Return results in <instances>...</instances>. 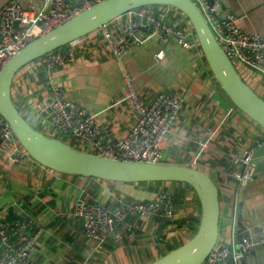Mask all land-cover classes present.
I'll return each mask as SVG.
<instances>
[{"label":"crops","instance_id":"1","mask_svg":"<svg viewBox=\"0 0 264 264\" xmlns=\"http://www.w3.org/2000/svg\"><path fill=\"white\" fill-rule=\"evenodd\" d=\"M7 1L0 0V7ZM17 1L27 8L31 3ZM48 2L37 0L44 9ZM148 6L153 15L162 13L156 18L187 25V17L174 7ZM218 12L221 19L225 13L232 14L235 24L247 33H264V0H218ZM131 20H139L134 9L77 39L72 61L48 68L37 58L22 66L12 80L13 101L32 125L49 134L41 128L49 119H43L36 105L50 97L53 86L61 87L66 99L87 107L105 133L120 138L137 118L124 84V72L133 76L139 95L145 99L159 91L181 94L183 104L163 140L161 161L186 163L212 177L222 213L228 207L233 211L231 242L237 250L236 258L242 255L240 240L246 236L258 240L264 224V172L253 170L244 183L235 176L242 170L240 156L246 145L264 130L228 99L200 47H183L173 36L163 39L159 31L140 27L134 33L136 43L117 59L106 33L117 31ZM157 52H162L161 58L155 56ZM239 66L246 82L264 98V75ZM16 150L25 151L15 136L0 143V221L29 216L40 225L30 249L40 264H55L61 259L73 264H143L180 245L197 229L200 206L195 191L186 182L110 181L63 173L41 164L27 152L13 161ZM164 189L173 197L174 218L130 215L117 224L99 251H93L81 218L67 214L81 192L89 199L116 207L119 199L151 200ZM218 241L224 243L223 228ZM244 256L243 264H264L263 245L255 244Z\"/></svg>","mask_w":264,"mask_h":264},{"label":"built area","instance_id":"2","mask_svg":"<svg viewBox=\"0 0 264 264\" xmlns=\"http://www.w3.org/2000/svg\"><path fill=\"white\" fill-rule=\"evenodd\" d=\"M99 0H79L74 4L70 0H53L50 15L37 0H30V6L23 7L17 0H8L0 7V69L5 62L22 46L35 37L63 23L81 10ZM210 27L234 64H242L264 75V33H247L234 22V16L225 13V18H218V0L209 3L198 1ZM139 20H131L115 32L106 33L112 54L120 59L136 43L135 31L142 27L159 31L163 39L175 37L183 47H200L192 26H181L156 18L148 5L135 8ZM76 40L58 47L42 56L41 62L52 68L75 59L74 43ZM161 58L162 52L155 54ZM124 84L129 101L137 113V118L128 132L113 138L105 133L96 118L83 104L66 99L61 87L53 86L50 97L41 100L36 109L48 112L49 123L61 133L82 139L93 148L92 152L126 161L160 162L163 140L178 118L183 104V96L178 93L159 91L150 99L141 97L135 86L133 76L124 72ZM15 136L8 121L0 112V143ZM25 151L16 150L11 157L18 161ZM242 170L235 176L239 183H244L252 174L255 160L246 150L240 156ZM157 199L120 200L119 205H110L95 199H89L81 192L68 216L81 218L85 235L93 242V251L102 250L118 223L130 215L146 216L162 214L174 218L175 205L171 193L164 189ZM40 225L29 216L0 221V264H40L30 254L33 235L40 231ZM30 232H32L30 234ZM264 247V224L258 240L250 236L239 242L242 254L252 251L255 244ZM229 249L217 241L201 264H230ZM55 264H73L61 259Z\"/></svg>","mask_w":264,"mask_h":264},{"label":"water","instance_id":"3","mask_svg":"<svg viewBox=\"0 0 264 264\" xmlns=\"http://www.w3.org/2000/svg\"><path fill=\"white\" fill-rule=\"evenodd\" d=\"M198 1L204 0H99L28 41L0 69V112L22 147L41 164L63 173L110 181H183L193 188L200 206L196 231L180 245L143 264H201L218 241L221 224L224 243L229 249L228 262L236 264L237 258L243 264L245 254L235 258L237 250L231 242L233 211L228 207V211L222 213L218 187L212 177L186 163L126 161L81 149L51 136L36 128L21 114L12 98V80L15 73L28 62L83 37L125 12L144 5H170L187 17L204 59L228 99L264 130V98L242 78L215 37ZM207 1L213 3V0ZM52 2L49 0L44 9L47 15H50ZM245 150L250 151L255 160L254 171L264 172V131L256 134Z\"/></svg>","mask_w":264,"mask_h":264},{"label":"rangeland","instance_id":"4","mask_svg":"<svg viewBox=\"0 0 264 264\" xmlns=\"http://www.w3.org/2000/svg\"><path fill=\"white\" fill-rule=\"evenodd\" d=\"M151 5H153L154 7H156V6H164L163 4H151ZM167 7H170V5H166ZM172 7V6H171ZM154 16H156V17H162L163 15H162V13L161 12H159V11H157L155 14H154ZM17 105L18 106H20V104H19V102L17 101ZM21 108V107H20ZM21 110L23 111V112H26V111H24L22 108H21ZM29 110V109H28ZM41 116L43 117V119L45 120V121H47L46 120V118L47 119H49L48 118V112H41ZM40 127V126H39ZM41 128L44 130V131H47L48 133H49V135H51V136H58V137H61L62 138V140L63 139H65L66 141L67 140H69V136H71L70 134H68V133H61L60 131H58L54 126H52L50 123H49V121H48V123H46V124H44L43 126L41 125ZM69 143L70 144H72V145H74V146H76V147H79V148H81V149H85V150H89V151H92L93 150V148L92 147H90V146H88V145H85V142L82 140V139H80V138H77V137H73L72 139H70L69 140ZM161 160H163V157H161ZM163 191H161L160 192V194L162 193ZM159 197V196H158ZM157 197V198H158ZM157 198H155V199H157ZM119 200H121V199H119ZM123 200V199H122ZM131 200V199H130ZM124 201H128V200H124ZM169 219V218H168ZM223 228V226H222V224H221V226H220V230Z\"/></svg>","mask_w":264,"mask_h":264},{"label":"trees","instance_id":"5","mask_svg":"<svg viewBox=\"0 0 264 264\" xmlns=\"http://www.w3.org/2000/svg\"><path fill=\"white\" fill-rule=\"evenodd\" d=\"M235 66H236L237 70L239 71V73L241 74L242 78L245 80L244 75H243L242 68L239 66V64H235Z\"/></svg>","mask_w":264,"mask_h":264}]
</instances>
